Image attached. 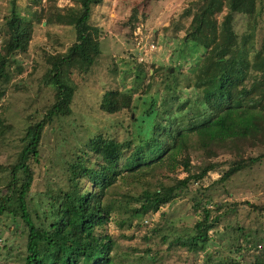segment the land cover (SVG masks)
<instances>
[{"label": "trees", "instance_id": "16d2710c", "mask_svg": "<svg viewBox=\"0 0 264 264\" xmlns=\"http://www.w3.org/2000/svg\"><path fill=\"white\" fill-rule=\"evenodd\" d=\"M69 1L74 6L70 14L73 40L64 50L42 54L46 65L42 79L51 85L53 100L40 117L29 114L10 162L0 160V228L7 226L23 242L15 249L14 243H8L9 237L4 238L5 259L13 256L14 264H113L114 237L104 228L113 211L122 209L129 219H150L172 202L179 190L196 183L190 201L200 218L192 230L173 235L169 227L158 226L149 229L144 239L157 236L167 243V250L176 245L195 256L203 252L208 264L237 263L248 251H252V264H264V227L231 226L239 203H215L210 193V187L223 185L264 160V29L258 40V0H190L182 13L189 18L183 35H179L178 20H172L164 30H170L171 38H180L177 58L201 53L190 66L192 82L180 90L168 88L153 94L150 82L144 80L156 70L152 67L149 72L136 64L134 86L105 90L99 102L108 115H129L126 137L118 140L94 133L81 152L70 151L72 156L64 162V185L46 186L42 214L30 205L27 198L36 166L44 157L41 148L46 126L71 114L76 90L71 76L75 70L87 72L101 53L103 31L93 16L95 7L105 0ZM45 12L43 0H9L7 38L0 44V103L9 87V66L17 54L28 51L34 26L46 24ZM235 13L249 19L248 32L241 36L234 30ZM173 61L176 63V58ZM140 100L146 105L143 109L138 106ZM12 129L0 114V137ZM191 155L203 162L192 164ZM177 165L186 175L173 177L159 189L123 194L121 200L107 196L123 172L133 176L147 167L173 170ZM223 167L215 183L202 185L210 171ZM247 204L264 222V206ZM226 218L227 227L235 234L231 245L235 256L217 255L215 259V252L206 251L209 232ZM144 251L152 253V260L161 255L152 252V247Z\"/></svg>", "mask_w": 264, "mask_h": 264}, {"label": "rangeland", "instance_id": "374dc122", "mask_svg": "<svg viewBox=\"0 0 264 264\" xmlns=\"http://www.w3.org/2000/svg\"><path fill=\"white\" fill-rule=\"evenodd\" d=\"M189 2L190 0H105L95 7L93 21L99 24L103 31L100 38L101 53L87 72L75 70L71 76L76 88L71 114L57 123L47 125L44 131V145L41 148L44 157L36 166L33 188L27 198L30 205L40 214L44 210L43 191L46 186L64 185V162L72 156L70 151L81 152L84 143L94 133L101 132L118 140L126 137V126L130 123L129 115L126 112L108 115L100 108V98L105 90L133 87L136 64H140L149 72L152 67L156 70L152 77L145 76L144 80V83L150 82V93L153 94L168 88L180 90L192 82L190 66L201 53L177 58L180 38H171L170 30H164L172 20H178L181 26L179 35H183L189 18L184 17L182 13ZM43 3L46 9L44 21L47 25L40 23L34 26L28 51L17 54L16 61L10 64L8 91L0 103V114L13 126L12 130L6 131L0 137V160L8 162L10 155L15 154L17 150L18 138L23 133L29 114L40 117L41 110L53 100L51 85L42 79L46 68L43 51L64 50L74 37L71 25L73 20L70 16L73 4L69 0H43ZM257 8L260 12L256 32L259 40L264 29V0H258ZM8 15L9 0H0L1 45L7 38L5 22ZM248 23V17L235 13L233 26L238 36L248 32ZM139 42L140 46L144 45L142 49L147 50L146 55L140 54ZM150 43L154 44L152 50L148 47ZM175 58L176 63L173 61ZM169 66L172 67L170 73ZM138 104L141 109L146 107L141 100ZM132 116L135 117L134 114ZM190 161L194 165L203 162L194 155H191ZM223 170L224 167L210 171L203 179L202 185L206 187L211 182L215 183ZM123 174L113 187L107 190L108 197L121 200L123 194H136L143 189L153 191L170 184L175 176L182 178L186 175L181 165H177L173 170L153 166L133 176L127 175L126 172ZM198 185L193 183L188 188L179 190L178 196L172 202L160 207L147 220L129 219L122 209L113 211L104 227L114 237L115 246L111 252L113 264H208L204 260L203 252L195 256L176 245L167 250V243L161 242L159 237L153 236L149 240L143 237L149 229L158 226L169 227V233L173 235L191 231L192 225L200 218L198 210H194L190 201V196ZM210 193L215 203H239L238 214L231 218V226L238 224L250 229L264 227L261 215L247 204L264 206V160L253 168L234 175L223 185L215 184L210 187ZM228 220L222 219L216 228L209 232L210 241L206 251L215 252V259L217 255L235 256L231 248L235 234L231 226L227 227ZM11 232L7 226L0 228V264H14L13 256L5 259L7 250L1 247L4 238L9 237L8 243H14L15 249L16 245H23L22 238ZM240 242L241 239L237 241ZM146 247H152V252H161L158 260H152L149 255L152 253L144 251ZM15 249L12 255L15 254ZM251 255L252 251H248L239 262L233 264H252L249 260ZM224 264L229 262L225 261Z\"/></svg>", "mask_w": 264, "mask_h": 264}, {"label": "built area", "instance_id": "2783aa9c", "mask_svg": "<svg viewBox=\"0 0 264 264\" xmlns=\"http://www.w3.org/2000/svg\"><path fill=\"white\" fill-rule=\"evenodd\" d=\"M143 47H144V45L140 46V42H139L138 48H139L140 54L143 53V55L144 54L146 55L147 54V50L146 49H142ZM148 47H149V50H152V48L154 47V44L150 43V45Z\"/></svg>", "mask_w": 264, "mask_h": 264}, {"label": "water", "instance_id": "95a60500", "mask_svg": "<svg viewBox=\"0 0 264 264\" xmlns=\"http://www.w3.org/2000/svg\"><path fill=\"white\" fill-rule=\"evenodd\" d=\"M171 72H172V69H171Z\"/></svg>", "mask_w": 264, "mask_h": 264}]
</instances>
